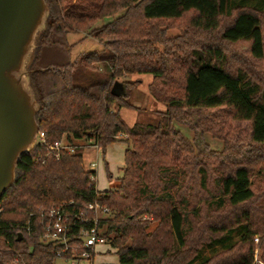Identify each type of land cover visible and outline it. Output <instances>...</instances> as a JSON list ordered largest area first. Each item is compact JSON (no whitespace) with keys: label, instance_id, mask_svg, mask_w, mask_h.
<instances>
[{"label":"trees","instance_id":"16d2710c","mask_svg":"<svg viewBox=\"0 0 264 264\" xmlns=\"http://www.w3.org/2000/svg\"><path fill=\"white\" fill-rule=\"evenodd\" d=\"M45 2L47 27L28 68L36 119L47 144L65 139L75 151L46 157L38 144L20 157L0 201V264L18 254L27 264H56V248L26 226L30 213L71 201L110 209L101 227L118 264H264V0ZM171 29L180 34L170 37ZM82 33L104 48L72 60L69 35ZM140 74L152 76L149 94L166 111L156 124L129 126L122 111L135 109L140 83L129 77ZM187 110H224L249 123L247 158L177 154L174 123ZM119 142L127 145L122 174L100 192L85 151L105 154Z\"/></svg>","mask_w":264,"mask_h":264},{"label":"rangeland","instance_id":"374dc122","mask_svg":"<svg viewBox=\"0 0 264 264\" xmlns=\"http://www.w3.org/2000/svg\"><path fill=\"white\" fill-rule=\"evenodd\" d=\"M179 34V29H171L168 32L170 37ZM69 41L75 44L71 53L72 60L94 51L100 52L104 48V45L97 39L83 33L69 35ZM48 63L49 61L46 64ZM129 80L140 81V83L135 87L130 98V103L135 109H124L122 111L123 119L129 126L147 123L156 124L160 119L157 111L165 112L166 106L156 101L149 94L148 86L152 81V76L149 74L134 75L129 77ZM174 126L175 130L180 133L176 149L177 154H193L196 159L212 162L223 160L227 155L236 158L235 155L239 152L241 153L240 160L247 158L249 123L231 121L224 110L220 112L187 110L179 114ZM126 149L127 145L121 142L108 146L105 154L101 149L87 147L84 154L85 166L89 170L96 171V188L98 191L105 192L116 186L117 179L121 176L124 167ZM177 154H175V158L178 157ZM94 162L97 163V166L92 168L91 163ZM105 162L112 169V180L107 177ZM154 227L153 225L151 230ZM106 249L107 254L99 256V258L103 257L100 258L101 262L118 264V256L115 254V250L112 249L110 242ZM108 251L110 252L108 253ZM256 251H258V259H260L261 251L259 248ZM209 255V250L203 252V257ZM56 264L66 263L58 260Z\"/></svg>","mask_w":264,"mask_h":264},{"label":"water","instance_id":"95a60500","mask_svg":"<svg viewBox=\"0 0 264 264\" xmlns=\"http://www.w3.org/2000/svg\"><path fill=\"white\" fill-rule=\"evenodd\" d=\"M49 14L45 0H0V201L39 132L40 105L28 68ZM123 91L118 82L112 87L113 95Z\"/></svg>","mask_w":264,"mask_h":264},{"label":"built area","instance_id":"2783aa9c","mask_svg":"<svg viewBox=\"0 0 264 264\" xmlns=\"http://www.w3.org/2000/svg\"><path fill=\"white\" fill-rule=\"evenodd\" d=\"M38 144L47 147L46 157L51 155L59 157L61 152L72 154L75 151V147L67 143L65 139L54 144H47L45 133L40 131L35 136L34 147ZM90 147L99 149L97 146ZM39 160L41 159L38 158L37 162ZM96 166L97 163H91L92 168ZM91 182L96 184V178L91 177ZM2 212L3 207L0 205V214ZM111 217L110 209L98 202L77 207L71 201L64 205L42 208L30 213L26 230L28 232L33 229L42 231L40 241L56 248L57 261L61 260L66 264H99V256L107 254L106 248L109 246L101 223ZM258 255L256 251L255 262L259 260ZM11 264L27 263L18 254Z\"/></svg>","mask_w":264,"mask_h":264},{"label":"crops","instance_id":"0c3cea01","mask_svg":"<svg viewBox=\"0 0 264 264\" xmlns=\"http://www.w3.org/2000/svg\"><path fill=\"white\" fill-rule=\"evenodd\" d=\"M124 164H125V162H124ZM108 165H109V164H108ZM109 168H110V166H109ZM110 170H111V172H112V169H111V168H110ZM112 173H113V172H112ZM100 258H103V257H100ZM100 258H99V261H100L99 264H107V263H103V262H101ZM115 264H117V263H115Z\"/></svg>","mask_w":264,"mask_h":264}]
</instances>
